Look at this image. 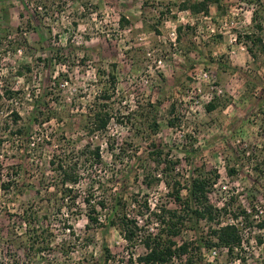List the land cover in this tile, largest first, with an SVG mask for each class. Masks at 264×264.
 I'll use <instances>...</instances> for the list:
<instances>
[{
  "label": "rangeland",
  "instance_id": "rangeland-1",
  "mask_svg": "<svg viewBox=\"0 0 264 264\" xmlns=\"http://www.w3.org/2000/svg\"><path fill=\"white\" fill-rule=\"evenodd\" d=\"M189 1L0 0V264H127L128 244L110 224V209L100 226L88 227L85 212L56 206L55 189L47 188L49 161L64 140L78 148L89 140L100 145V175L125 201L142 194L154 207L159 202L178 207L165 184L150 189L143 183L141 167L151 164L155 144L180 162L177 171L184 183L202 170L219 176L211 203L219 209L232 203L222 225L234 223L238 207L249 208L248 191L255 185L260 190L255 218L264 214V55L255 61L245 38L256 33L255 6L222 0L220 9L210 7L209 16H195L180 10ZM112 66L117 77L114 119L106 135L89 139L84 116L107 86ZM201 71L210 81L198 87L193 77ZM7 91L16 98L9 99ZM34 100L41 101L39 122L32 118ZM214 100L217 108L209 113L206 107ZM148 103L159 105L156 133L149 112L155 110ZM14 113L21 117L17 123ZM22 128L28 131L16 135ZM250 148L257 149L255 161L243 154ZM30 208L39 212V225L49 229L53 240L52 251L36 260L27 256L21 220ZM243 225L238 227L247 240L245 262L232 264H264V232ZM207 230L201 223L177 242L195 241ZM106 249L113 255L110 261ZM144 252L138 246L135 257ZM199 264L229 262L225 252L213 249Z\"/></svg>",
  "mask_w": 264,
  "mask_h": 264
},
{
  "label": "trees",
  "instance_id": "trees-1",
  "mask_svg": "<svg viewBox=\"0 0 264 264\" xmlns=\"http://www.w3.org/2000/svg\"><path fill=\"white\" fill-rule=\"evenodd\" d=\"M240 1L255 6L252 21L256 33H250L245 38L253 46L247 48L256 61L258 54L264 55V39H262L264 2L263 0ZM221 4L222 0H190L181 5L180 10L188 11L195 16H209L210 7L215 5L220 9ZM178 31L181 33L182 29L180 28ZM115 68L116 66H112L107 86L103 89L100 97L96 98L94 106L88 114L84 116V136L89 139L106 135L109 125L114 119L113 109L117 95ZM6 94L9 99L16 98L12 97L11 92L7 91ZM215 102L216 100L207 105L206 110L209 113L216 110ZM147 106L155 110L154 113H151V110L149 112L153 117L151 130L156 133L160 129L157 123L159 105L148 103ZM40 109L41 101L34 100L32 112L34 122H39L41 117L38 118V116L43 115ZM13 119L15 123L21 120L19 113H14ZM49 119L51 117L48 116L46 120ZM170 125L174 124L171 122ZM27 131L28 129L22 128L18 129L15 134L23 136ZM29 138L30 136L27 135V140ZM64 141H60L55 146V153L49 161L52 176L50 187L47 188L55 189L56 206L61 204L59 210L67 209L69 212L80 215L85 212L89 223L88 227L100 226L101 216L110 209L112 213V218L109 219L110 224L118 229L128 244L127 264H199L204 252L213 249L225 252V258L229 264L239 260L245 262L242 253L247 240L243 237L238 224H244L243 226L246 228L250 227L264 232V214L259 219L255 218L259 216L260 212L256 205L259 201L257 195L260 192L257 185L248 191L249 208L238 207L237 213L232 215L234 224L222 225V219L227 215L232 203L226 202L221 209L211 203V190L219 179L217 174L206 173L202 170L195 176L189 177L184 183L180 180L181 176L177 171L180 162L169 159L170 156L154 144L151 146L148 156L151 164L147 165L146 162L141 167L144 173L143 183L150 189L161 185V183L165 184L170 190L169 198L178 207L171 209L167 204L161 202L154 207L149 198L142 194H133L130 201H125L124 195L109 190L107 179L100 175L104 165L100 145H94L89 140L83 148H78L62 143ZM110 149L114 152V146L110 145ZM121 151V155L126 152L124 147L121 148ZM256 153V148H250L243 154L255 161ZM136 154L130 157L131 161L136 157ZM252 170L260 173L261 177L263 176L262 170L257 165H253ZM234 172L232 169L229 170L230 174ZM82 185L85 186L84 189L81 188ZM4 186L6 187V185ZM184 191L187 192L186 197L183 196ZM21 220L26 227L24 237L27 242L28 258L36 260L51 252L52 236L49 229H42L39 225L41 223L39 212L34 208L25 209ZM201 223L208 225L206 233L199 235L195 241H187L182 244L177 242V238L183 232L186 230L195 231ZM68 229L72 228L68 227ZM257 240L259 244H263L262 238L258 237ZM138 246L142 247L145 252L135 257V250ZM106 253L108 261L113 259V255L108 249H106Z\"/></svg>",
  "mask_w": 264,
  "mask_h": 264
},
{
  "label": "built area",
  "instance_id": "built-area-1",
  "mask_svg": "<svg viewBox=\"0 0 264 264\" xmlns=\"http://www.w3.org/2000/svg\"><path fill=\"white\" fill-rule=\"evenodd\" d=\"M202 73V71L198 74H196L193 78H194V80H196L197 81V86L199 87L203 82H206V81H210L209 80V77H208V74L207 73H203V74H201ZM199 91H200V89H199ZM231 224H234V223H231Z\"/></svg>",
  "mask_w": 264,
  "mask_h": 264
},
{
  "label": "crops",
  "instance_id": "crops-1",
  "mask_svg": "<svg viewBox=\"0 0 264 264\" xmlns=\"http://www.w3.org/2000/svg\"><path fill=\"white\" fill-rule=\"evenodd\" d=\"M220 80H221V81H224V76H222V77L220 78Z\"/></svg>",
  "mask_w": 264,
  "mask_h": 264
}]
</instances>
